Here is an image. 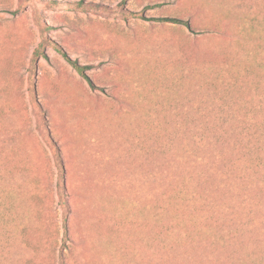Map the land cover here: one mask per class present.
<instances>
[{"label": "rangeland", "instance_id": "rangeland-1", "mask_svg": "<svg viewBox=\"0 0 264 264\" xmlns=\"http://www.w3.org/2000/svg\"><path fill=\"white\" fill-rule=\"evenodd\" d=\"M0 264H264V0H0Z\"/></svg>", "mask_w": 264, "mask_h": 264}, {"label": "trees", "instance_id": "trees-1", "mask_svg": "<svg viewBox=\"0 0 264 264\" xmlns=\"http://www.w3.org/2000/svg\"><path fill=\"white\" fill-rule=\"evenodd\" d=\"M186 24H187V22H186ZM42 45H43L42 42H40L38 47L34 50L33 55H32V62H35L37 60V58L41 55L40 49H41ZM73 65L80 73H83L82 68L79 65H77L75 63H73ZM65 233H66V230H65Z\"/></svg>", "mask_w": 264, "mask_h": 264}, {"label": "bare ground", "instance_id": "bare-ground-1", "mask_svg": "<svg viewBox=\"0 0 264 264\" xmlns=\"http://www.w3.org/2000/svg\"><path fill=\"white\" fill-rule=\"evenodd\" d=\"M162 163V162H161ZM164 167V166H163ZM160 168V167H159ZM165 173V172H164Z\"/></svg>", "mask_w": 264, "mask_h": 264}]
</instances>
